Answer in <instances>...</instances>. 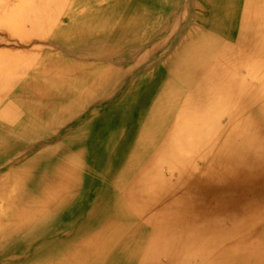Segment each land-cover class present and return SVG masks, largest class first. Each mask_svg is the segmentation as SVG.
Here are the masks:
<instances>
[{
	"label": "bare ground",
	"instance_id": "6f19581e",
	"mask_svg": "<svg viewBox=\"0 0 264 264\" xmlns=\"http://www.w3.org/2000/svg\"><path fill=\"white\" fill-rule=\"evenodd\" d=\"M0 264H264V0H0Z\"/></svg>",
	"mask_w": 264,
	"mask_h": 264
},
{
	"label": "rangeland",
	"instance_id": "374dc122",
	"mask_svg": "<svg viewBox=\"0 0 264 264\" xmlns=\"http://www.w3.org/2000/svg\"><path fill=\"white\" fill-rule=\"evenodd\" d=\"M131 86H132V84L131 83H129L128 84V87H127V89H126V91H130L131 90ZM125 91V90H124ZM64 127V126H63Z\"/></svg>",
	"mask_w": 264,
	"mask_h": 264
}]
</instances>
